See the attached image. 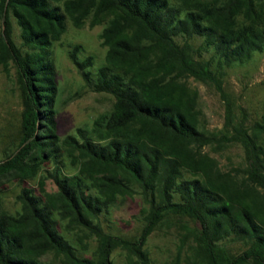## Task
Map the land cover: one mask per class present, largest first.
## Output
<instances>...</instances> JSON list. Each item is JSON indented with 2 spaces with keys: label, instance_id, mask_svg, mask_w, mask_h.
<instances>
[{
  "label": "trees",
  "instance_id": "16d2710c",
  "mask_svg": "<svg viewBox=\"0 0 264 264\" xmlns=\"http://www.w3.org/2000/svg\"><path fill=\"white\" fill-rule=\"evenodd\" d=\"M0 17V65H15L23 99L21 138L0 162V177L16 174L23 182L49 164L55 185L42 195L22 187L20 212H0V264H45L47 254L60 264H114L111 255L119 247L127 252L126 264H146L142 247L170 215L196 225L186 230L175 264H264V123L236 121L221 80L225 68L264 52V0H0ZM88 18L90 26L107 19L99 35L105 63L91 78L92 57L78 59V46L69 56L87 86L114 103L93 121L94 137L77 129L60 139L51 48L67 20L79 28ZM187 78L219 93L225 103L221 131L205 128ZM231 143L242 146L246 167L223 172L204 148ZM64 153L76 173L61 172ZM135 193L146 205L138 240L107 234L101 217L119 196ZM60 229L81 232L82 247L87 234L94 236L91 257H80ZM190 236L193 245L182 257ZM227 241L245 249L230 255L222 246Z\"/></svg>",
  "mask_w": 264,
  "mask_h": 264
},
{
  "label": "rangeland",
  "instance_id": "374dc122",
  "mask_svg": "<svg viewBox=\"0 0 264 264\" xmlns=\"http://www.w3.org/2000/svg\"><path fill=\"white\" fill-rule=\"evenodd\" d=\"M106 18L99 25L90 26V18L86 19L79 28L74 27L69 20L66 22L65 32L60 39L53 43L51 60L54 67V82L56 96L54 101L55 134L63 139L68 135H75L77 129H85L92 133L93 121L101 114L112 110L114 98L106 93L94 92L87 86L80 71L70 59L69 53L75 46L79 47L77 57L83 60L92 57V66L88 69L90 77L95 78L96 70L104 65L106 48L101 46L99 35L106 25ZM12 38L20 46V30L16 21L11 17ZM2 19L0 17V33ZM182 42V39H178ZM196 46L199 40L192 41ZM208 54H204L207 59ZM221 76L223 88L233 103L234 119H247L246 124L251 125L256 121L264 123V52L255 54L245 64H236L225 68ZM187 87L198 94V106L201 111V120L210 132H219L223 129L225 119V103L219 93L210 83L197 81L193 78L185 80ZM23 99L21 96L17 69L9 61L7 67L0 65V162L12 154L21 138V115ZM264 146V137L260 139ZM207 152L218 162V167L223 172H230L246 167L244 150L238 143L228 144L218 150L213 146H206ZM51 165L44 164L39 172L20 181L16 174L0 177V212L16 216L20 212L18 195L22 187L34 189L35 193L42 195L43 191L53 192L55 185L48 178ZM77 167L67 153L61 159V172L65 175L74 174ZM238 179L242 175L237 176ZM142 198L138 193L125 198L118 197L111 205L107 214L101 217L103 230L112 236L128 241L138 240L144 222L141 210L145 208ZM196 229L195 223L185 217L170 215L164 219L143 245L146 255V264H175L178 248L186 230ZM77 249L80 257H91L97 243L94 236L87 234L83 240L86 247H82L77 235L79 231L68 232L60 229ZM193 238L190 236L183 247L181 255L184 257L190 252ZM222 246L230 255H238L245 246L242 242L227 241ZM111 260L114 264H126L128 255L125 249L119 247L113 251ZM45 264H60L51 254L42 258Z\"/></svg>",
  "mask_w": 264,
  "mask_h": 264
}]
</instances>
